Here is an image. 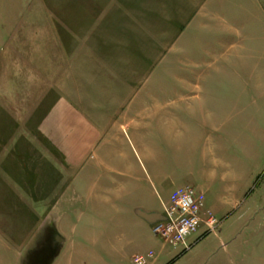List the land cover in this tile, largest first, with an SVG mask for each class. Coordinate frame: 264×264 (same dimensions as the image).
<instances>
[{
    "label": "rangeland",
    "instance_id": "obj_1",
    "mask_svg": "<svg viewBox=\"0 0 264 264\" xmlns=\"http://www.w3.org/2000/svg\"><path fill=\"white\" fill-rule=\"evenodd\" d=\"M48 1L52 2L37 0L36 6H53ZM82 1L65 0L71 19H57L52 34L15 35L12 50L0 56V185L23 187L25 191L24 197L8 198L14 204L21 203L23 232L27 235L29 231L31 240L24 246L21 264H36L40 257L46 258L45 255L38 258V255L43 247H48L47 238L54 232L63 239L60 245L63 247L65 230L69 228H56L55 219L62 215L64 202L69 203L71 199L74 206L80 203L74 187H70V179L85 175L90 180L81 178L78 184L95 182L91 180L94 174L91 166L95 164L90 163V158L99 144L85 149L84 159L89 162L78 166V170L86 166L81 175L64 161L67 149L59 144L65 135L63 126L58 130L50 125L51 110L68 91L66 83L69 81L72 92L67 94L73 97L71 101L97 127L111 123L113 117L122 112L123 105H132L140 92L151 94L150 102H145L153 103V107L163 93L168 104L173 105L180 98L190 110L194 103L193 107L197 108V103L206 95H214L218 104L238 103L249 120L262 116L264 120V63L260 58L264 53L255 51L264 46V0H229L225 5L198 4L191 0ZM56 2L58 12V3L62 0ZM127 5L143 12L145 20H136L133 24L116 19L127 11ZM11 6L7 7L12 10ZM150 23L152 27L145 35L144 24ZM33 38L39 40L37 45L33 44ZM235 59H241V66L229 64L228 61ZM223 61L227 66H222ZM68 62L76 66L70 69ZM136 102L135 108L146 104L139 99ZM195 118L190 113L184 115L182 127L177 125V119L169 118L174 128L183 130V138L176 144L169 141L165 146L162 135L152 132L156 155L163 151L171 162L167 165L169 173L179 170L174 163L176 158L190 155V160L198 163L200 152H195L191 133ZM148 120L143 114H134L129 115L126 122L138 125L147 124ZM263 134L257 133L252 125L242 129L247 155L239 156L241 161H236L242 168L245 188L238 195L239 203L221 219L206 206L205 199V209L212 212L219 226L213 232L202 234L205 240L190 247L189 254L174 264H264ZM135 150V156L131 154L133 158L146 163L141 149ZM183 187L203 193L194 186ZM170 190L168 185V195ZM55 204L57 210L53 212ZM88 210L80 225L86 228L88 224L89 231H99L90 227L93 220L99 222V216L90 207ZM36 213H39L40 225L32 229L30 223ZM200 231L188 240L196 239ZM217 233L219 236L214 235ZM88 235L92 236L90 232ZM84 246L89 253L80 261L71 257L70 264H101L99 241L87 240ZM182 250L166 246L161 252L159 247L149 252L156 256L154 264H168L174 256L182 254ZM126 253V259L113 263L132 264L134 252L126 250Z\"/></svg>",
    "mask_w": 264,
    "mask_h": 264
},
{
    "label": "crops",
    "instance_id": "obj_2",
    "mask_svg": "<svg viewBox=\"0 0 264 264\" xmlns=\"http://www.w3.org/2000/svg\"><path fill=\"white\" fill-rule=\"evenodd\" d=\"M191 1L198 4L225 5L229 0ZM36 2L37 0H0V56L12 50L13 36L50 35L56 30L57 19H71L69 16L71 13H68L64 6L65 0L58 3L60 9L58 12L55 10L56 0L48 1L53 4L51 7L36 6ZM10 4L12 10L7 7ZM126 7L127 11H123L116 19L132 21L133 24L136 20H145L143 12L135 11L130 5ZM141 13L143 15H140ZM99 19L103 18L99 15ZM151 27V23L144 24L145 35H148L147 31ZM38 43L39 40L33 38V44ZM255 51L264 53V46L257 47ZM69 56L72 58L71 54ZM260 58L264 63V54ZM238 60L228 62L231 66H237L242 62L241 59ZM67 66L72 69L76 65L68 62ZM222 66H227L226 61H223ZM140 76L143 81L142 72ZM66 85L69 86L68 91L55 102L49 117V119L53 118L51 128L58 130L61 126H63L62 130L64 128L65 135L59 144L60 147L67 149L64 153L65 163L70 169H77L75 171L83 175L86 166L79 170L78 166L89 162L84 159L86 150L98 147V144L99 149L97 148L96 153L90 158V163L95 164L94 167L91 166L94 170L91 180L95 182L87 185L78 184L81 178L90 180L89 176L85 175L84 177L75 175L73 177L75 180L70 179V187H74L80 203L74 206L71 199L69 203L64 202L62 215L58 220L55 219L56 228L67 227L69 231L65 230L64 245L51 264H70L71 257L79 261L84 259L89 253L84 246L87 240L90 243L99 241L101 264H108L107 261H111L110 264H114L113 261L119 263L121 259L127 258L126 250L134 252L132 255L129 254L131 257L148 253L150 249L158 247L160 252L163 251L159 239L152 233L151 224L140 215L162 214L163 203H166L174 190L181 186H194L201 190L205 195L206 206L221 219L239 203L238 197L245 188L242 184V168L236 161H241L239 156L247 155V142L243 139L242 129L252 125L257 133L263 134V116L249 120L247 112L241 109L238 103L232 105L225 101L218 104V99L214 95H206L203 101L197 103V108L193 107L196 105L194 103L191 107L193 109L190 110L184 107L180 98H177L173 105L168 104L166 95L160 93L157 98L159 101L156 107H153V103L145 102H150L151 94L140 92L132 105L126 107H124L126 104L123 105L122 112L117 113L111 123L97 127L71 101L73 97L67 94L72 92L71 82ZM131 97L132 95L128 96L127 100ZM138 99L146 103L143 108H135ZM239 99L237 102H240ZM189 113L192 117H197L191 133L196 146L195 152H200L198 163H194L193 159L190 160V155L176 158L174 163L179 170L176 173H169L167 165L171 162L161 149L162 152L156 155L154 150L156 145L151 142L152 132H159L162 135L165 146H168L169 141L179 143L183 138V130L174 128L169 118L177 119V125L182 127V117ZM134 114H143L144 117L149 118L147 124L146 122L138 125L128 124L127 117ZM120 115L122 118H119ZM186 132L189 133L188 130ZM263 135L260 137L261 140ZM136 148L141 149L147 166L146 163H140L133 158ZM233 152L235 155H231ZM168 185L172 189L169 195ZM71 188L69 190L72 191ZM18 195L24 197L23 187L8 188L0 185V264H21L24 246L31 243L29 231H26L27 235L23 232L21 203L15 205L12 199H8ZM89 207L99 216V222L93 220L90 227L99 228V231H89L88 224L86 228L80 225ZM56 208L55 204L52 211L55 212ZM36 214V218L30 223L32 229L40 225L39 213ZM89 232L92 236L88 235ZM214 235L219 236L218 233ZM201 236L202 233L196 239L189 241L191 248L205 240L206 237L201 238ZM55 242L54 236L50 235L46 242L48 247L42 248L38 258L47 255ZM187 251L174 256L168 264H174L181 257L189 254Z\"/></svg>",
    "mask_w": 264,
    "mask_h": 264
},
{
    "label": "built area",
    "instance_id": "obj_3",
    "mask_svg": "<svg viewBox=\"0 0 264 264\" xmlns=\"http://www.w3.org/2000/svg\"><path fill=\"white\" fill-rule=\"evenodd\" d=\"M162 221L155 222L152 233L161 243L162 248L171 246L190 249L189 238L199 230L202 234L213 232L219 223L211 211L205 208V196L194 188L179 187L162 205ZM200 231V232H201ZM156 256L152 252L136 255L132 264H154Z\"/></svg>",
    "mask_w": 264,
    "mask_h": 264
},
{
    "label": "water",
    "instance_id": "obj_4",
    "mask_svg": "<svg viewBox=\"0 0 264 264\" xmlns=\"http://www.w3.org/2000/svg\"><path fill=\"white\" fill-rule=\"evenodd\" d=\"M141 218H143L145 221H147L149 224H154L155 222H158V221H162L163 220V217L162 215H140ZM54 238H55V244L52 248V250L47 254L45 255L46 258H39L36 262V264H51V262L53 261V259L57 256L58 254V251L60 250L61 248V244L63 242V239L59 238L56 236V233L54 232Z\"/></svg>",
    "mask_w": 264,
    "mask_h": 264
}]
</instances>
